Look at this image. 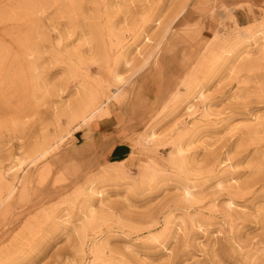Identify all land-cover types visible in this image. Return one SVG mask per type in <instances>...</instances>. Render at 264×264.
<instances>
[{
  "label": "rangeland",
  "instance_id": "obj_1",
  "mask_svg": "<svg viewBox=\"0 0 264 264\" xmlns=\"http://www.w3.org/2000/svg\"><path fill=\"white\" fill-rule=\"evenodd\" d=\"M0 264H264V0H0Z\"/></svg>",
  "mask_w": 264,
  "mask_h": 264
},
{
  "label": "crops",
  "instance_id": "obj_2",
  "mask_svg": "<svg viewBox=\"0 0 264 264\" xmlns=\"http://www.w3.org/2000/svg\"><path fill=\"white\" fill-rule=\"evenodd\" d=\"M157 56V57H156ZM155 58L154 64L150 65L149 79L151 90L163 88L164 85V50ZM167 72V71H166ZM144 116L128 112L121 107H115L110 115L93 130L92 140L95 144L93 159L99 164L114 160L124 159L131 153V138L144 129L142 122Z\"/></svg>",
  "mask_w": 264,
  "mask_h": 264
},
{
  "label": "bare ground",
  "instance_id": "obj_3",
  "mask_svg": "<svg viewBox=\"0 0 264 264\" xmlns=\"http://www.w3.org/2000/svg\"><path fill=\"white\" fill-rule=\"evenodd\" d=\"M119 78V77H118ZM119 79H121V78H119ZM90 104V103H89ZM93 105V104H92ZM88 107V106H87ZM90 107V106H89ZM91 108H93V107H91ZM90 110V109H89Z\"/></svg>",
  "mask_w": 264,
  "mask_h": 264
}]
</instances>
